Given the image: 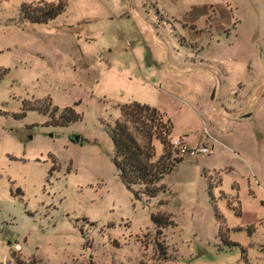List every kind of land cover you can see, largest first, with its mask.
Returning <instances> with one entry per match:
<instances>
[{"label": "rangeland", "instance_id": "rangeland-1", "mask_svg": "<svg viewBox=\"0 0 264 264\" xmlns=\"http://www.w3.org/2000/svg\"><path fill=\"white\" fill-rule=\"evenodd\" d=\"M64 1L32 24L21 5L57 0H0V264H264V0ZM131 101L209 145L172 153L152 198L111 162L106 130ZM52 107L79 118L52 126Z\"/></svg>", "mask_w": 264, "mask_h": 264}, {"label": "trees", "instance_id": "trees-1", "mask_svg": "<svg viewBox=\"0 0 264 264\" xmlns=\"http://www.w3.org/2000/svg\"><path fill=\"white\" fill-rule=\"evenodd\" d=\"M65 6L64 0H57L56 3H40L33 8L21 5L19 15L23 21L45 24L62 13ZM38 103L35 101L33 105H24V110L45 114L48 110L41 108L37 105ZM55 113L56 108L53 107L48 113V124L52 126H67L79 118V115L70 107L63 108L57 116ZM171 129V122L163 112L136 101L119 106V117L111 127L107 128L106 132L112 145V165L119 181L135 199L140 194L146 198L154 197L162 189L157 182L180 162L179 158L172 157L174 152L170 146ZM154 142L161 147L160 155L155 159ZM134 187L137 189H133ZM214 216L218 222V238L225 245L231 246V243L226 240L227 229L222 217L217 211H214ZM150 220L156 228L171 224L168 215L164 213L151 215ZM240 253L241 259L245 260L242 249ZM15 264H36V260L30 259L24 262L21 259H15Z\"/></svg>", "mask_w": 264, "mask_h": 264}, {"label": "built area", "instance_id": "built-area-1", "mask_svg": "<svg viewBox=\"0 0 264 264\" xmlns=\"http://www.w3.org/2000/svg\"><path fill=\"white\" fill-rule=\"evenodd\" d=\"M170 146L177 157H195L198 155H207L209 153V145L207 142L191 147L181 138H172L170 140Z\"/></svg>", "mask_w": 264, "mask_h": 264}, {"label": "water", "instance_id": "water-1", "mask_svg": "<svg viewBox=\"0 0 264 264\" xmlns=\"http://www.w3.org/2000/svg\"><path fill=\"white\" fill-rule=\"evenodd\" d=\"M72 140L73 141H77L78 140V137L77 136H73Z\"/></svg>", "mask_w": 264, "mask_h": 264}]
</instances>
